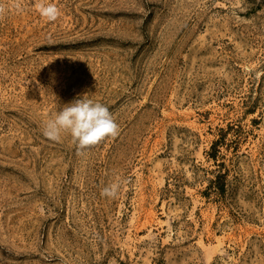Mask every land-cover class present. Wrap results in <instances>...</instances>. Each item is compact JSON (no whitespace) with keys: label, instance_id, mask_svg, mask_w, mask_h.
Here are the masks:
<instances>
[{"label":"rangeland","instance_id":"obj_1","mask_svg":"<svg viewBox=\"0 0 264 264\" xmlns=\"http://www.w3.org/2000/svg\"><path fill=\"white\" fill-rule=\"evenodd\" d=\"M52 2L0 19V264H264V0ZM83 96L120 134L78 155Z\"/></svg>","mask_w":264,"mask_h":264},{"label":"clouds","instance_id":"obj_2","mask_svg":"<svg viewBox=\"0 0 264 264\" xmlns=\"http://www.w3.org/2000/svg\"><path fill=\"white\" fill-rule=\"evenodd\" d=\"M33 2L36 11L48 22H54L60 17L61 9L52 0ZM22 9L23 0H0V19L11 10ZM63 133L70 134L77 154L80 155L107 138H116L120 134V126L107 106L83 96L63 106L54 118L46 121L43 135L50 141L59 142ZM119 189L120 184L113 182L102 189L101 195L114 199Z\"/></svg>","mask_w":264,"mask_h":264},{"label":"trees","instance_id":"obj_3","mask_svg":"<svg viewBox=\"0 0 264 264\" xmlns=\"http://www.w3.org/2000/svg\"><path fill=\"white\" fill-rule=\"evenodd\" d=\"M218 186H220V188H222V187H223L221 184H220V185L218 184Z\"/></svg>","mask_w":264,"mask_h":264}]
</instances>
